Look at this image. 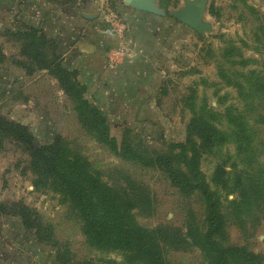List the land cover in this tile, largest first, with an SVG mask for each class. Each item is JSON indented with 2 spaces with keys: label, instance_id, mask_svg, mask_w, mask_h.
I'll list each match as a JSON object with an SVG mask.
<instances>
[{
  "label": "rangeland",
  "instance_id": "1",
  "mask_svg": "<svg viewBox=\"0 0 264 264\" xmlns=\"http://www.w3.org/2000/svg\"><path fill=\"white\" fill-rule=\"evenodd\" d=\"M185 1L155 0L163 14L142 11L139 20L132 17L135 9L124 0H108L109 7L102 8V13L116 14L125 32L126 24L134 19L141 36L143 30L157 33L153 36L161 40L159 50H168L166 59L159 62L167 61L169 69H163L158 87L151 89L145 102L120 104L113 98L110 104H96L94 97L87 98V89L85 97L104 112L110 135L118 143L126 135L133 137L143 159L152 152H166L173 143L184 142L192 118L186 103L192 94L197 105L204 102L218 113L231 107L244 115L251 133L247 149L238 151L229 140L201 153L198 169L214 192L222 216L223 230L215 239L225 246L242 247L254 256L253 261L240 264H264V124L253 121L257 114L264 116V107H246L237 88L226 85L217 68L222 64L228 72L255 69L264 75V51L257 42L264 0H207L204 20L212 28L204 34L171 15L170 11L180 9ZM64 2L60 0V4ZM16 21H7L0 13V47L5 56L0 64V116L27 127L34 149L60 136L82 155L102 183L132 201L135 221L158 231L166 244L164 263L214 264L202 241L207 204L201 194L182 195L161 169L122 158L89 134L56 78L46 69L35 68L23 55L17 34L24 30L25 23ZM230 45L234 46L232 52L241 54L244 60L227 55ZM78 79L84 84L79 73ZM111 90L119 97L118 90ZM92 95L97 100V92ZM216 125L229 131L223 118ZM32 161L27 146L9 135H0V203L21 202L32 208L44 229L41 232L50 234V241H46L40 238V231L24 227L18 216H0V264H145L120 249L103 250L87 241L80 212L70 202L74 197L58 191L63 183L56 182L58 189H54L53 181L40 178Z\"/></svg>",
  "mask_w": 264,
  "mask_h": 264
},
{
  "label": "trees",
  "instance_id": "2",
  "mask_svg": "<svg viewBox=\"0 0 264 264\" xmlns=\"http://www.w3.org/2000/svg\"><path fill=\"white\" fill-rule=\"evenodd\" d=\"M260 21L257 29L261 31V36H258L257 42L264 51V18L262 17ZM17 35L21 40L23 55L34 63L35 68L46 69L56 78L60 87L72 100L74 110L89 134L122 158L143 166L161 169L182 195L189 197L196 193L201 194L207 204V228L202 235V241L206 250L213 255L214 264H240L254 260V256L244 248L225 246L215 239L223 230L222 216L214 192L209 189L208 183L198 169L201 153L211 151L229 140L236 144L238 151L247 149L251 133L244 115L231 107H227L224 113H218L208 108L204 102L197 105L192 94L186 103L192 118L186 128L184 142L173 143L166 152H152L149 158L143 159L132 136L126 135L118 143L116 138L110 135L106 115L85 97L86 86L79 81L78 72L68 69L63 64L52 40L40 29L32 26L18 32ZM233 49L234 46L230 45L227 55L239 56L244 60L241 54L233 53ZM4 60L5 56L0 47V64ZM217 68L218 75L225 84L237 88L239 97L246 101V107L252 110L264 107L262 71L254 69L246 73L228 72L222 64H218ZM195 104L197 108H194ZM256 116L258 118L253 121L264 124V116L261 114ZM220 118L226 121L229 131H224L216 125ZM0 135H9L27 146L33 156L32 163L37 175L53 181L54 189H58L57 183H63L62 189L58 191L63 190L70 199L74 197L70 202L80 212L83 233L87 241L103 250L120 249L134 259H143L145 264H166L162 258L166 244L162 242L158 231L140 226L131 214L132 201L118 195L104 182L102 183L97 171L89 166L82 155L68 147L60 136L50 144L34 149L33 137L27 127L4 120L1 116ZM2 215L18 216L24 227L40 231V238L50 241V234L41 232L44 229L40 227L37 212L25 204L0 203V216Z\"/></svg>",
  "mask_w": 264,
  "mask_h": 264
},
{
  "label": "crops",
  "instance_id": "3",
  "mask_svg": "<svg viewBox=\"0 0 264 264\" xmlns=\"http://www.w3.org/2000/svg\"><path fill=\"white\" fill-rule=\"evenodd\" d=\"M108 7V0H65L64 4L60 0H0L2 18L12 22L19 19L26 24L24 29L29 26L40 29L55 41L63 64L83 77L88 99L94 97L96 104L98 101L110 104L113 98L120 104L145 102L151 89L158 87L163 69H169L167 61L159 62L166 59L168 50H159L161 40L153 36L157 33L143 30L141 36L134 19L126 24L123 37H118L111 21L116 14L101 11ZM134 11L132 17L140 20L142 11ZM88 14L96 17L86 18ZM148 39L153 40L147 42ZM122 44L126 46L123 56L112 55ZM111 89L118 90L119 97L113 96ZM141 89L144 91L137 93ZM93 91L97 92V100Z\"/></svg>",
  "mask_w": 264,
  "mask_h": 264
},
{
  "label": "water",
  "instance_id": "4",
  "mask_svg": "<svg viewBox=\"0 0 264 264\" xmlns=\"http://www.w3.org/2000/svg\"><path fill=\"white\" fill-rule=\"evenodd\" d=\"M130 7L150 12L154 14H163L156 6L155 0H124ZM207 0H186L184 6L180 9L170 11L171 15L179 22L185 24L198 34L210 32L212 25L204 20ZM86 18L92 19L96 15H85Z\"/></svg>",
  "mask_w": 264,
  "mask_h": 264
},
{
  "label": "built area",
  "instance_id": "5",
  "mask_svg": "<svg viewBox=\"0 0 264 264\" xmlns=\"http://www.w3.org/2000/svg\"><path fill=\"white\" fill-rule=\"evenodd\" d=\"M111 21L113 22V25H114V28H113L114 33L118 37L122 38L125 32V25L116 16H112ZM125 50H126V46L122 44L120 48L112 52V55L114 53L117 56H123Z\"/></svg>",
  "mask_w": 264,
  "mask_h": 264
}]
</instances>
